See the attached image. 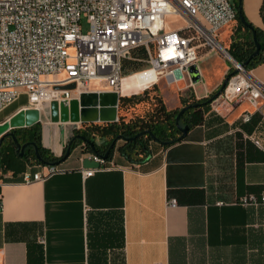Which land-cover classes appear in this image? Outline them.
<instances>
[{
  "label": "crops",
  "instance_id": "crops-1",
  "mask_svg": "<svg viewBox=\"0 0 264 264\" xmlns=\"http://www.w3.org/2000/svg\"><path fill=\"white\" fill-rule=\"evenodd\" d=\"M263 3L240 0L244 18L264 31ZM218 35L227 38L220 42L227 52L236 40L246 42L240 49L245 53L253 40L237 18ZM205 54L213 50L200 53V59ZM199 69L203 81L205 68ZM249 72L264 85V61ZM222 76L219 64L214 81L207 77L203 87L196 83L187 89L195 98H205ZM148 78L141 72L124 75L121 96L142 92ZM89 91L110 90L93 81ZM26 105L22 93L1 111L0 123ZM260 107L264 114L263 100ZM173 108H182V102L174 101ZM51 111V104L39 109L41 143L61 157L73 122L69 116L62 120L59 106L56 120ZM246 111L254 114L244 124ZM190 116L200 120L180 141L165 145L152 139L149 156L140 161L115 148L107 168L89 176L85 169L98 162L89 158L92 149L83 151L85 142L40 181L26 182L23 174L46 171L48 164L30 161L22 169L0 168V264H264V205L235 203L247 192L264 190V150L234 131L240 126L264 145V121L249 101L222 114L199 106ZM84 125L77 122L76 128ZM169 198L177 204L169 206Z\"/></svg>",
  "mask_w": 264,
  "mask_h": 264
},
{
  "label": "built area",
  "instance_id": "built-area-1",
  "mask_svg": "<svg viewBox=\"0 0 264 264\" xmlns=\"http://www.w3.org/2000/svg\"><path fill=\"white\" fill-rule=\"evenodd\" d=\"M168 15L180 16L186 24L168 30ZM84 17L89 23L86 32ZM236 18L230 0H0V111L22 93L27 96L25 108L39 110L52 102H70L89 91L93 81L121 94L123 61L140 47L148 66L136 72L149 75L146 88L160 80L169 86L184 82L186 88L194 87L188 68L199 67L200 48L214 43L226 53L217 36ZM234 66L235 73L210 103L211 110L222 114L249 101L264 119L260 107L264 85L241 63L236 61ZM253 114L244 112L241 122H251ZM234 131L264 150L240 126ZM89 158L98 166L85 169L86 176L107 168L100 153H90ZM56 170V165H48L46 171L25 172L23 179L40 181ZM235 203L264 205V190L247 192ZM176 204V198L168 199L169 206Z\"/></svg>",
  "mask_w": 264,
  "mask_h": 264
},
{
  "label": "trees",
  "instance_id": "trees-1",
  "mask_svg": "<svg viewBox=\"0 0 264 264\" xmlns=\"http://www.w3.org/2000/svg\"><path fill=\"white\" fill-rule=\"evenodd\" d=\"M240 4V0H235L234 7L238 8ZM261 15L264 19V3L261 6ZM237 20L239 24L242 25L238 12H237ZM257 31V38L260 43V51L254 56L250 62L245 66L247 70H250L252 67L264 61V31L258 28H255ZM245 41H232L229 47V53L236 59L239 63H244L249 55L255 49V44L253 40H250L251 44L250 49L245 53L240 52V49L244 47ZM123 75L130 74L131 72H136L141 69H144L148 66L146 62V54L143 47L137 48L134 52V55L131 58L125 59L123 61ZM230 71H233L230 70ZM156 84L151 85L142 91V95H149L150 90H154ZM217 91V90H216ZM215 91V92H216ZM214 92V93H215ZM212 93V94H214ZM139 93L131 94L129 96H121L119 100V108L123 106H135L143 100V97ZM156 98V102L153 107L150 108L143 115H136L133 118H130L128 121L124 120V118L120 115L117 121L109 122V123H91L84 125L82 128L76 129L75 133L81 134L91 140L94 139L97 135L100 136L104 142H106V146H109L112 141L117 137H133L139 132L144 130H151L155 136L159 139V141H172L176 143L179 140V136L181 135V131L179 130L176 124V116L181 108L169 109L167 108L164 101L160 98V96H154ZM206 98L202 99H191V98H181L182 107L188 104H193L197 102H204ZM210 104H202L201 107H209ZM199 107H192L185 111V113L181 116L180 122H185L189 126H192L193 123H197L200 119H194L190 115L193 114ZM23 132L22 140H27L29 138L34 139L38 144V149L41 157L47 161H56L60 159V157L54 156L50 151L46 150L41 143V127L40 123L37 122L34 125L19 129ZM18 137V136H17ZM21 138V137H20ZM18 137V139H20ZM124 139V138H123ZM152 138L145 134L141 137L134 138L132 140H124V143L120 145L119 151L125 156L127 159L131 161H140L143 158L149 156V142ZM71 148L73 149L78 143H83L84 141L80 138L71 139ZM14 143V142H13ZM65 151V150H64ZM33 159L38 163L39 160L36 157L35 152L31 154H25L24 156H20L19 153H16L9 146L0 153V168L5 169H18L23 168L26 159Z\"/></svg>",
  "mask_w": 264,
  "mask_h": 264
},
{
  "label": "water",
  "instance_id": "water-1",
  "mask_svg": "<svg viewBox=\"0 0 264 264\" xmlns=\"http://www.w3.org/2000/svg\"><path fill=\"white\" fill-rule=\"evenodd\" d=\"M239 18L241 22L251 30L252 32V37H253V42L255 44V49L253 52L249 55L248 59L242 63L241 65L245 67L250 60L256 56L259 51H260V43L257 38V31L255 27H253L243 16L242 13V8L241 4H239L238 9H237ZM188 71L191 76V80L193 84L198 83L201 81V72L200 69L197 65H191L188 68ZM235 71L231 72L226 76L224 79L221 87L214 93L212 96L207 98L204 102H197L193 104H188L186 106H183L180 111L178 112L176 116V124L181 131V135L179 136V140L183 139L185 135L187 134L190 126L188 124L182 125L180 122L181 116L187 111L188 109L194 107H199L202 104H210L214 99H216L225 86L227 85V82L232 74H234ZM177 75H179V72H177ZM70 88L74 87V85L68 86ZM121 97V94H118L117 92L114 91H100V92H94V91H86L81 93L77 99H73L70 101V107L69 110L67 109L68 103L67 101H63L60 104L56 102L51 103V114H52V119L56 120L57 117V107H60V112L62 114L61 118L62 120H67V117L69 116V119L73 122L72 129H77L76 128V123L79 122L80 124H85V123H96V122H101V123H109V122H114L118 120V102ZM68 110V112H67ZM39 110L34 109V108H23L14 113L9 119L5 120L4 122L0 123V145L2 143V140L6 135H11L13 138V141L17 148L22 147L23 149L25 146H27L28 142L21 144L15 135V131L17 129H23L30 127L34 125L35 123L39 122ZM149 135L152 139L158 140L159 139L155 136V134L151 130H144L142 132H139L133 137H122L125 140H132L134 138L141 137L143 135ZM72 136V135H71ZM80 138L82 139L85 143H87L91 149L95 152L98 153L96 149V145L93 141H91L89 138L81 135V134H74L71 138H69L66 142V148L65 151L63 152L62 156L60 159L56 161H47L43 159L39 153V149L35 143V154L39 162L45 163L48 165H58L61 161L65 160L71 153L72 148H71V139H76ZM120 136H117L112 143L110 144L108 151L102 155L103 158L108 159L110 152L115 148L116 141L120 139ZM161 143L165 145H170L172 144V141H160Z\"/></svg>",
  "mask_w": 264,
  "mask_h": 264
},
{
  "label": "rangeland",
  "instance_id": "rangeland-1",
  "mask_svg": "<svg viewBox=\"0 0 264 264\" xmlns=\"http://www.w3.org/2000/svg\"><path fill=\"white\" fill-rule=\"evenodd\" d=\"M230 1L234 5L235 0H230ZM185 24H186L185 20L183 18H181L180 16H177V15H168L165 18V25H166V28L168 30L179 29L180 27L184 26ZM88 29H89V23H88L87 19L84 17L83 21H82V30L84 32H86V31H88ZM226 39H223L220 35H218V37H217V41L219 43L221 42L223 44L225 43ZM212 45H214L215 48H212ZM212 45H207L205 47H201L200 48L199 53H203L205 50L211 48L213 50V54L209 55V56H207L205 54L200 59L199 65L201 67L205 68V73H206V76L209 78V80L211 79V81H214L217 78L218 65L220 64L223 76L220 79L218 78L213 83V87L215 89L213 91V93H214L216 90H218L221 87V85H222L224 79L226 78V76L234 71V69H235L234 64L236 63V59L229 52L228 53L231 56L226 54L222 50V48H220L217 45L215 46L214 43H212ZM225 49H227V48H225ZM219 57L221 58V62H219V60H220ZM232 69H233V71H230ZM207 77L202 78L203 81H199L198 82L197 85H198L199 88L204 86V82L207 81V79H208ZM92 85L96 86L97 84L95 83V84H92ZM184 85H185L184 82H180L179 83L180 88L177 87L176 85L169 86V85L166 84V81L160 80L159 83L156 84V86L154 87L155 89L149 91V95L148 96H146V95L144 96V95H142V92H139L141 97L144 96L143 100H141L140 103L136 104L133 107L132 106H129V107L128 106L127 107L123 106V107L119 108V116L121 115L124 118V120L128 121L130 118H133L136 115L145 114L148 110H150L151 107L154 106V104L156 102V98L154 96H156V95L160 96V98L166 104L167 108H169V105H172L174 101H177V102H178V100L181 101L182 97H185V98L187 97V98H191V99H201V97L200 98H197V97L195 98V96H193V94L191 93L192 91H190V89H187L186 87L185 88L181 87V86H184ZM122 91H123V89H122ZM210 96H212V95L210 94L207 97L209 98ZM47 105L49 106L50 104H45L44 107L47 108L48 107ZM1 111H0V114H1ZM261 119H262V122H263L264 119L262 118V116H261ZM79 128H82V126L79 127ZM79 128H77V129H79ZM67 134H68L67 135V137H68L67 139H69L74 134H77V133H75V130L73 131L72 129H70ZM124 140L125 139H123V138L118 139L116 141L115 148H118L120 145H122L124 143ZM91 141H93L95 143V145L103 143V139L100 136H98V135L96 137H94V139L91 140ZM78 144H80V143H78ZM85 147L86 148H83V151L91 150V147L87 143L85 144ZM30 161H33V159L32 158L31 159H26V162L29 163Z\"/></svg>",
  "mask_w": 264,
  "mask_h": 264
},
{
  "label": "flooded vegetation",
  "instance_id": "flooded-vegetation-1",
  "mask_svg": "<svg viewBox=\"0 0 264 264\" xmlns=\"http://www.w3.org/2000/svg\"><path fill=\"white\" fill-rule=\"evenodd\" d=\"M22 134H23V132L20 131L19 129H17L15 131V135L18 136L19 138L21 137L20 139H18L21 144H24V143L28 142L27 146H25L24 149L22 147L17 148L15 143H13L14 141H13L12 136L11 135H6L4 137V139L2 140V143L0 145V153L2 151H4L7 148V146H9L11 148V150L13 149L16 153H19L20 156H24L25 154H31L32 155V153L35 152V145H37V147H38V144H37V142L34 139H31V138H29L27 140H22ZM33 143H35V145ZM105 143L106 142H104V140H103L102 144H97L96 145V149H97L98 153H100L101 155L105 154L108 151V148L110 146V145L106 146ZM113 150L110 152L109 157L111 156Z\"/></svg>",
  "mask_w": 264,
  "mask_h": 264
},
{
  "label": "bare ground",
  "instance_id": "bare-ground-1",
  "mask_svg": "<svg viewBox=\"0 0 264 264\" xmlns=\"http://www.w3.org/2000/svg\"><path fill=\"white\" fill-rule=\"evenodd\" d=\"M226 54H228L229 56H231L229 53H227L226 52ZM134 75V74H133ZM138 76V75H137ZM128 77H130V76H128ZM139 78V77H138ZM140 80H141V78H139ZM138 80V79H137ZM125 83V82H124ZM130 83V82H129ZM133 83V82H132ZM134 85V84H133ZM131 86V85H130ZM135 86H137V85H135ZM129 87V86H128ZM128 87H126V88H128ZM132 88L134 87V86H131Z\"/></svg>",
  "mask_w": 264,
  "mask_h": 264
}]
</instances>
